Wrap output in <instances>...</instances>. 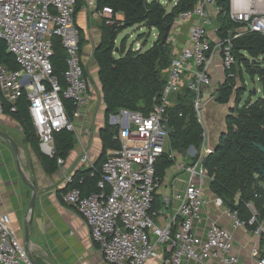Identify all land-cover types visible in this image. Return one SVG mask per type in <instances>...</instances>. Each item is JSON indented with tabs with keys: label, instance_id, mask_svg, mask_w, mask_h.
<instances>
[{
	"label": "built area",
	"instance_id": "1",
	"mask_svg": "<svg viewBox=\"0 0 264 264\" xmlns=\"http://www.w3.org/2000/svg\"><path fill=\"white\" fill-rule=\"evenodd\" d=\"M220 1L227 3L225 12ZM74 4L75 0H0V38L19 65L17 70H8L0 64V115L6 113V107L8 113L15 112L17 100L25 94L40 150L48 156L54 154L56 132L67 130L77 135L74 121L92 100L93 85L79 52ZM87 5L94 10V0H88ZM94 12L108 19L112 13L109 7ZM221 16L233 24L222 34L217 25ZM176 23L187 25L186 38L179 49H174L160 101L147 115L124 108L110 114L108 123L117 128L113 138L119 147L108 151L97 189L83 195L80 188L71 186L61 194L62 201L74 206L84 219L107 264H146L149 260L161 264H243L232 252L233 234L227 228L211 221L205 237L196 231L208 202L204 182L209 178L203 159L213 150L205 105L214 101L217 88L212 86L215 60H220L223 80L225 74L235 77L233 40L246 32L264 35V0H197L174 19L173 25ZM53 37L60 39L66 52L63 84L53 72ZM183 86L193 93L202 141L198 152L192 146L187 150L196 156L183 166L188 172L184 189L164 197L165 207L175 202V214L157 223L153 201L163 182L155 175V164L165 152L173 158V151L168 150L169 132L164 127L165 109L170 95ZM67 99L75 106L70 117L64 104ZM63 163V158H57L58 165ZM79 163L91 165L85 145H81ZM71 182L72 176H67L65 183ZM212 203L228 216L233 229L250 234L249 262L244 264H264V220L258 221L253 203H246L250 213L247 220L220 196L214 195ZM0 264H33L1 214Z\"/></svg>",
	"mask_w": 264,
	"mask_h": 264
},
{
	"label": "trees",
	"instance_id": "2",
	"mask_svg": "<svg viewBox=\"0 0 264 264\" xmlns=\"http://www.w3.org/2000/svg\"><path fill=\"white\" fill-rule=\"evenodd\" d=\"M196 2L197 0H177L172 8L167 10L159 0H94V11L103 7H109L112 11L109 19L98 17L97 27L100 38L93 50L104 103V121L99 129L101 152L96 164L72 176V182L67 184L65 189L75 186L80 188L83 195L97 189V179L107 152L119 147L118 141L113 138L117 128L108 123L110 114L124 108L147 115L160 101L167 79V68L174 55V46L168 41L169 32L174 19L181 12L191 9ZM86 4L85 0H75V14ZM220 5L221 11L225 12L227 3L220 1ZM108 20L112 23H108ZM135 25L147 29V33L138 35V40L143 38L140 46L137 49L131 44L125 46L124 39L116 46L115 40L118 35ZM217 25L220 34L221 31L233 27L226 16H221ZM152 29L157 31V36L147 49H143L147 43L144 40ZM165 33L166 39L162 41ZM84 42L85 39L80 33V55ZM232 51L235 57L232 71L235 77L229 78L225 74L224 80L218 83L215 90L214 101L225 104L233 97V106L229 108L224 118V131L219 135L213 150L204 157L203 165L209 178V189L214 195L227 201L226 204L231 209L237 210L239 217L245 220L250 217L246 203L251 201L258 211V221H262L264 220V178L257 166L261 165L264 169V154L254 143L264 146V96L254 100L248 97L241 104L243 92L242 89L237 88L235 79L238 75L244 78V74L252 80L257 78L264 92V35L246 32L233 40ZM65 59L66 52L60 39L53 37L51 62L53 72L62 84V75L66 68ZM0 64L8 70L19 68L14 56L6 51L5 43L1 38ZM192 100L193 93L186 86L170 95L169 104L165 109L170 127L169 151H179L183 154L191 146L196 152L200 149L202 127L195 116ZM64 104L70 117L75 108L74 103L67 99L64 100ZM5 112L8 113L7 107ZM9 115L18 122L25 142L31 145L44 170L47 173L54 172L58 166L57 158L65 159L74 147L77 140L75 134L67 130L56 132L54 154L48 156L40 151L38 137L27 112L25 94L17 100L16 111L10 112ZM195 156L190 157L192 162ZM173 162L169 152L163 153L155 164V175L162 179L166 169ZM251 227L253 226H249Z\"/></svg>",
	"mask_w": 264,
	"mask_h": 264
},
{
	"label": "crops",
	"instance_id": "3",
	"mask_svg": "<svg viewBox=\"0 0 264 264\" xmlns=\"http://www.w3.org/2000/svg\"><path fill=\"white\" fill-rule=\"evenodd\" d=\"M74 18L75 25L85 39L81 50L83 66L97 87V94L92 91L91 102L82 109L87 119L76 124L79 131L77 135L80 136L78 138L74 133L77 140L63 159L64 163L58 165L54 172L47 173L31 145L25 142L18 122L9 113L0 115V214L14 240L36 264H107L93 242L84 219L74 206L61 199V194L67 186L65 178L96 164L101 152L99 129L104 121V103L97 76L98 69L93 59V50L100 38L97 27L99 18L87 4L74 13ZM152 30L156 38L157 31ZM144 41L147 42V39ZM139 45L137 42L135 48ZM212 76V86L216 88L218 83L223 81L219 58L214 62ZM97 100L98 106L95 105ZM232 106L233 103L230 102L219 104L213 100L205 105V116L210 122L209 124L207 121L209 144L213 147L225 129L224 118ZM5 136L15 144V149ZM81 145H85L89 150L91 165L79 163ZM190 157L188 152L184 155L173 151L174 162L166 169L162 178L163 186L154 195L152 209L156 212L154 220L157 223H164L175 214V202L165 207L163 200L173 192L184 189L188 172L183 166L192 163ZM31 183L36 188V196L30 210L29 202L33 192L29 185ZM208 183L209 180H205L204 195L208 202L202 210L203 220L196 227L197 233L205 237L209 223L217 222L232 232V252L242 261L248 260L252 241L250 234L241 228L233 229L228 216L213 205L214 194ZM146 264L161 263L159 260H149Z\"/></svg>",
	"mask_w": 264,
	"mask_h": 264
},
{
	"label": "rangeland",
	"instance_id": "4",
	"mask_svg": "<svg viewBox=\"0 0 264 264\" xmlns=\"http://www.w3.org/2000/svg\"><path fill=\"white\" fill-rule=\"evenodd\" d=\"M159 1L166 7L167 10H170L172 8V6L175 4V1H177V0H159ZM186 30H187V26L185 24L176 23L172 26V29L170 30L169 35H168V41L174 46L173 50L179 49L181 44L183 43V41H185ZM143 33H147V29L145 27H139L138 25L129 27V28L123 30L118 35L117 39L115 40V44H116V46L120 45V41L122 39H124L125 40V46H128V45L130 46V44L133 46H137V42L141 43V41L143 39V38H140L141 40L140 39L138 40V35L143 34ZM154 40H155L154 30H152L150 32L149 36H147V43L144 45L143 49H147ZM90 80H91L92 85H94L93 91H94V93L97 94V90H96L97 87H95V84H94V82H92V79H90ZM235 83H236L237 88L242 89V92H243L242 96H241V104L248 97H251V100H254L259 96H264V92L262 90V85L258 81L257 78H254L252 80L246 74H244V78H241L238 75L237 78L235 79ZM242 86H244V87H242ZM214 102H216V101H214ZM229 102H230V104H232L234 102L233 97H231ZM98 104L99 103L97 100V103L95 105L98 106ZM94 118H95V115L92 116L93 120H94ZM85 119H87V117L84 116V114H83L80 118L77 119V122L75 120V126L77 123L83 122ZM207 126H208V123H207ZM75 128H76V133L79 134L77 126ZM246 262H249V261L248 260L242 261L243 264Z\"/></svg>",
	"mask_w": 264,
	"mask_h": 264
},
{
	"label": "water",
	"instance_id": "5",
	"mask_svg": "<svg viewBox=\"0 0 264 264\" xmlns=\"http://www.w3.org/2000/svg\"><path fill=\"white\" fill-rule=\"evenodd\" d=\"M166 36H167V34L165 33V34H163V36H162V41H165V39H166ZM164 127H165V129L167 130V132H170V127H169V125H168V120H167V118H165L164 119ZM222 133V132H221ZM1 134V133H0ZM3 135V134H2ZM5 138H7L11 143H12V146L14 147V149H15V144L7 137V136H5ZM254 145L264 154V146H262L261 144H258V143H254ZM183 154L185 155V152H183ZM257 169H258V171H259V173L261 174V176L264 178V169L262 168V166L261 165H258L257 166ZM30 186H31V188H32V195H31V199H30V202H29V208H30V210L32 209V207H33V204H34V200H35V194H36V188L33 186V184L31 183V184H29ZM226 203H228L227 201H226ZM31 261H32V263L33 264H36L32 259H30Z\"/></svg>",
	"mask_w": 264,
	"mask_h": 264
},
{
	"label": "bare ground",
	"instance_id": "6",
	"mask_svg": "<svg viewBox=\"0 0 264 264\" xmlns=\"http://www.w3.org/2000/svg\"><path fill=\"white\" fill-rule=\"evenodd\" d=\"M208 121V120H207ZM208 123L210 124V122L208 121Z\"/></svg>",
	"mask_w": 264,
	"mask_h": 264
}]
</instances>
